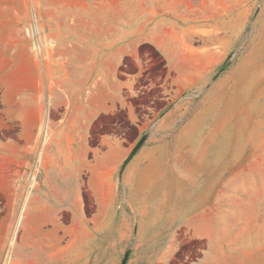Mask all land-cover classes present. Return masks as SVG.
Returning a JSON list of instances; mask_svg holds the SVG:
<instances>
[{
	"label": "rangeland",
	"instance_id": "rangeland-1",
	"mask_svg": "<svg viewBox=\"0 0 264 264\" xmlns=\"http://www.w3.org/2000/svg\"><path fill=\"white\" fill-rule=\"evenodd\" d=\"M131 1L0 0V264H264V0H251L235 43L197 39L189 46L228 50L225 59L169 62L151 46L140 47L126 69L141 74L131 105L145 133L127 128L118 114L97 125L90 139L95 146L101 133L113 131L134 148L146 137L136 154L145 168L139 186L127 182L129 168L115 175L119 198L108 206L111 220L89 188L94 184L102 195L105 168H42V157L36 161L51 143L44 122L66 110L53 108L66 100L59 79L67 69L59 72L56 64L72 44L69 30L57 23L71 15L82 22L115 20ZM81 31L86 45L101 42V29L83 25ZM175 71L188 83L177 109L181 119L166 140H154L158 118L176 102L166 94ZM21 92L27 110L20 107ZM224 95L235 104L236 129L245 127L241 145L234 142L217 162L212 151L206 162L186 157L189 133ZM153 173L154 185L144 189Z\"/></svg>",
	"mask_w": 264,
	"mask_h": 264
},
{
	"label": "crops",
	"instance_id": "crops-1",
	"mask_svg": "<svg viewBox=\"0 0 264 264\" xmlns=\"http://www.w3.org/2000/svg\"><path fill=\"white\" fill-rule=\"evenodd\" d=\"M250 6L251 0H132L127 7L129 10L124 11L123 6L115 20L82 22L72 20L75 16L71 15L57 23L59 28L69 30L68 38L72 44L69 52L59 57L56 64L59 72L67 69V74L59 79L66 100L54 101L53 108L64 107L66 110L44 122L43 132L49 135L51 143L46 149L44 145L41 147L36 161L40 162L42 157V168H105L100 172L98 183L102 195L93 191L94 184L89 183V188L97 204L107 206L101 212L105 220H111L108 206L116 205L119 198L115 180L118 169L129 168L126 180L137 187L142 173L139 170H145L136 160L138 151L131 156L135 147L125 144L126 139L113 131L101 133L95 146L90 144L95 127L108 124L105 121L118 114L124 116L127 128L138 126L143 130L141 135L145 133L144 121L131 105V98L140 89L135 83L141 74L126 68L137 62L136 54L141 46H151L169 62L225 59L228 50L190 49L189 46L195 45L197 39L204 45L235 43L251 13ZM237 10L239 19L235 17ZM83 25L101 29V42L86 45V33L81 31ZM234 29L238 31L234 32ZM206 77L207 74H202L201 79ZM173 85L166 94L176 102L158 118L157 127L150 134L154 140H166L181 119L177 109L188 90L187 78L182 71H175ZM20 107L27 110L26 92H21ZM154 178V173L147 177L143 188L154 185Z\"/></svg>",
	"mask_w": 264,
	"mask_h": 264
},
{
	"label": "bare ground",
	"instance_id": "bare-ground-1",
	"mask_svg": "<svg viewBox=\"0 0 264 264\" xmlns=\"http://www.w3.org/2000/svg\"><path fill=\"white\" fill-rule=\"evenodd\" d=\"M226 99L224 95L222 99L206 111L195 124L187 138L186 146L190 147V149L183 153L186 157H190L193 160L203 159L206 162V158L209 157V153L212 151V153H215L216 159L211 161L217 162L223 158L225 152L234 142L241 145L242 134L246 130L244 126H240L236 129L233 124L235 104L233 101ZM257 106L258 101L252 106L250 114H252V111H254ZM260 127L261 122L258 123L253 131L249 132V135L256 133ZM204 129H206V131H203ZM199 132L203 134L200 136L201 138L199 140H195ZM197 147L201 149L196 151ZM211 161L207 164L210 165V163H212Z\"/></svg>",
	"mask_w": 264,
	"mask_h": 264
},
{
	"label": "water",
	"instance_id": "water-1",
	"mask_svg": "<svg viewBox=\"0 0 264 264\" xmlns=\"http://www.w3.org/2000/svg\"><path fill=\"white\" fill-rule=\"evenodd\" d=\"M145 139H146V137H144V138L140 141V143L134 148V150H133L131 156H133V155L139 150V148L141 147V145H142V143L144 142Z\"/></svg>",
	"mask_w": 264,
	"mask_h": 264
},
{
	"label": "built area",
	"instance_id": "built-area-1",
	"mask_svg": "<svg viewBox=\"0 0 264 264\" xmlns=\"http://www.w3.org/2000/svg\"><path fill=\"white\" fill-rule=\"evenodd\" d=\"M194 94V93H191V95ZM194 97V95H192Z\"/></svg>",
	"mask_w": 264,
	"mask_h": 264
}]
</instances>
